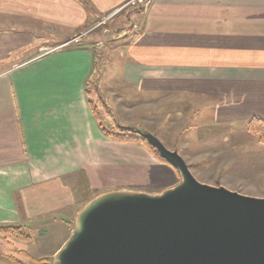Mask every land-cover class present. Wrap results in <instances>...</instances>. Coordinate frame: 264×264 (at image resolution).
Wrapping results in <instances>:
<instances>
[{
	"label": "crops",
	"instance_id": "0c3cea01",
	"mask_svg": "<svg viewBox=\"0 0 264 264\" xmlns=\"http://www.w3.org/2000/svg\"><path fill=\"white\" fill-rule=\"evenodd\" d=\"M124 1L0 0V225L37 230L59 246L106 192L155 194L181 183L144 145L103 130L136 132L127 117L140 97L192 103L189 132L264 120V0H152L39 55ZM110 114L122 120L112 125ZM28 250L0 233V259Z\"/></svg>",
	"mask_w": 264,
	"mask_h": 264
},
{
	"label": "water",
	"instance_id": "95a60500",
	"mask_svg": "<svg viewBox=\"0 0 264 264\" xmlns=\"http://www.w3.org/2000/svg\"><path fill=\"white\" fill-rule=\"evenodd\" d=\"M145 136L179 170L182 185L98 197L56 264H264V198L197 181L178 153Z\"/></svg>",
	"mask_w": 264,
	"mask_h": 264
},
{
	"label": "rangeland",
	"instance_id": "374dc122",
	"mask_svg": "<svg viewBox=\"0 0 264 264\" xmlns=\"http://www.w3.org/2000/svg\"><path fill=\"white\" fill-rule=\"evenodd\" d=\"M128 10H140V8L127 6L113 18H110L106 24H102L91 30L90 34H94L96 29L108 26L117 15L125 13ZM106 43L107 39L102 40L101 45L99 43L98 46H104ZM126 103L129 102L124 101L123 103H118L123 113H127L125 109ZM132 105L134 107V102H132ZM194 107L192 103L184 102L178 96H164L156 98L154 101H143L140 97L138 114H133L127 118L131 122L129 126L132 130L135 129L139 131L138 133L141 132L138 134L139 136L144 134L149 137H155L156 139L159 138L163 143L158 140L165 147L167 146V149L178 153L180 156L181 152H186L188 155L186 156L187 161L181 157L197 181L212 186H222L242 195L264 198V134L258 133L253 126L249 127V123L246 124L244 129L237 127L229 130L217 127L199 128L195 132H189V128L194 126V122H196L194 118ZM120 118L122 120L121 116L116 117L115 114H110L108 116V122L113 125ZM123 119L127 120L125 117ZM114 131L117 132L116 129ZM134 133L130 131V134L134 135ZM184 139L189 141L186 143ZM185 143L187 145V151L182 149ZM179 149L183 151L180 152ZM161 162L170 165L177 171L179 180H182L177 186L182 185L183 177L179 170L166 160ZM114 192L142 194L140 191L127 189L108 191L106 194ZM144 194L156 195L160 193ZM96 199L91 200L79 212L80 214L76 215L75 227H72L70 236L68 232L69 238L63 241L61 245L56 246L53 242L55 240L52 239L51 241H43L45 237H40L38 235L39 231L37 230L32 231L29 228L26 230L23 229L26 237L20 239L28 243L29 250L27 252L23 251L24 253L22 254L17 252L18 257L8 256L9 258L7 257V259L1 258L0 264H56L57 253L69 241L73 235V231L77 230L79 216ZM8 236L13 237L9 234Z\"/></svg>",
	"mask_w": 264,
	"mask_h": 264
},
{
	"label": "trees",
	"instance_id": "16d2710c",
	"mask_svg": "<svg viewBox=\"0 0 264 264\" xmlns=\"http://www.w3.org/2000/svg\"><path fill=\"white\" fill-rule=\"evenodd\" d=\"M249 127L253 126L254 129L260 133L264 134V120L259 119V118H252L249 120ZM106 134L110 137L116 138V139H121V140H134L138 143H141L144 145L156 158H158L161 161H165L163 157L160 156L158 150L156 147L151 143V141L143 134L140 136L138 132H135L134 135L130 134V130L127 127H121L118 126L116 127V131H114V128H107L103 129ZM134 132V131H133ZM0 232L4 234H9L13 237L17 238H25L26 234L23 231V228L18 226V225H0Z\"/></svg>",
	"mask_w": 264,
	"mask_h": 264
},
{
	"label": "built area",
	"instance_id": "2783aa9c",
	"mask_svg": "<svg viewBox=\"0 0 264 264\" xmlns=\"http://www.w3.org/2000/svg\"><path fill=\"white\" fill-rule=\"evenodd\" d=\"M151 1L152 0H125L120 5H117L110 11L102 14L97 20V22L95 23V25H93L92 27H89L86 30H83V31H80L78 33L71 35L69 38L65 39L64 41H61L57 45L41 46L39 48V55L51 53L69 44H77L81 42L84 39V37H86V35L91 32V30L99 27L102 24L103 25L106 24V22H108L110 18H113L116 14H118L120 11L125 9L127 6L139 7L140 10L143 11L151 3Z\"/></svg>",
	"mask_w": 264,
	"mask_h": 264
},
{
	"label": "bare ground",
	"instance_id": "6f19581e",
	"mask_svg": "<svg viewBox=\"0 0 264 264\" xmlns=\"http://www.w3.org/2000/svg\"><path fill=\"white\" fill-rule=\"evenodd\" d=\"M145 10V9H144ZM131 195H134V194H131V193H126V192H114V193H110L109 195H106L105 196V198L104 199H102V197H101V202H103V201H105V200H117V199H125V198H131V197H133V196H131ZM136 195V194H135ZM139 195H141V194H139ZM98 200H100V199H98ZM97 200V201H98ZM96 201V202H97ZM100 202V203H101ZM91 206V207H90ZM92 206L93 205H89L88 206V208L90 207V208H92ZM89 208V209H90ZM85 215H86V212H84V213H82L80 216H79V218H78V225H80V228H82V222H83V220H84V217H85ZM79 230H81V229H77V230H74L73 231V235L75 236L77 233H78V231Z\"/></svg>",
	"mask_w": 264,
	"mask_h": 264
}]
</instances>
